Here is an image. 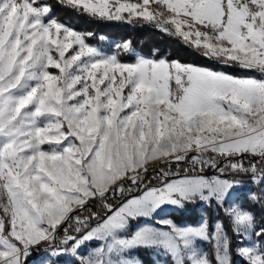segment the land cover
<instances>
[{
    "label": "snow or ice",
    "instance_id": "obj_1",
    "mask_svg": "<svg viewBox=\"0 0 264 264\" xmlns=\"http://www.w3.org/2000/svg\"><path fill=\"white\" fill-rule=\"evenodd\" d=\"M58 2L101 19L154 22L207 59L264 75V0ZM55 6L0 0V264H26L34 248L51 249L52 264L66 256L140 264L138 248H161L173 264H264V219L229 203L246 177L261 189L249 199L264 206V79L165 58L121 62L87 43L92 33L59 21ZM150 162L160 187L126 197ZM182 162L217 174L169 179ZM197 201L223 210L232 235L222 222L209 232L207 219L180 227L159 216ZM97 202L103 216L91 209ZM154 215L161 227L130 231ZM73 220L77 234L64 227L60 239L62 222ZM209 239L211 258L199 247ZM89 242L97 247L85 257Z\"/></svg>",
    "mask_w": 264,
    "mask_h": 264
},
{
    "label": "rangeland",
    "instance_id": "obj_2",
    "mask_svg": "<svg viewBox=\"0 0 264 264\" xmlns=\"http://www.w3.org/2000/svg\"><path fill=\"white\" fill-rule=\"evenodd\" d=\"M58 1V0H56ZM129 2H136V0H129ZM60 5V3H59ZM66 9V13L70 14V15H77V16H85V17H91L94 18V20L92 21H102L104 23L110 24V25H114V26H122V25H130L133 28H140V29H148V30H152V31H156L157 33H160L162 35H166L168 37H174L176 38L179 43L182 44V46L186 49H190L192 51H196L194 47H189L184 41L182 37H179L178 35H171L168 33H165L163 31H161L160 29H158L154 22H148V21H144L142 18L139 20L133 19L131 21L129 20H107V19H101L98 17H92L90 15H86V14H80L79 12L73 11L70 6H64ZM71 12V13H69ZM65 13V14H66ZM127 15V14H125ZM77 31V30H76ZM81 34L87 35L88 33H85V31H78ZM87 43H89L91 46L96 47L97 49L101 50L104 54L106 55H117L118 59L121 62L124 63H135L137 58L143 57V58H147V59H161V58H165L169 61L171 60H176L179 61L181 63L184 64H189V65H193L196 67H201V68H207L213 71H218V72H224L226 74L232 75L234 77L237 78H251V79H257V80H261L264 79V75L262 74H257L256 71H245L239 67L236 66H231L233 67V71L232 72H228L226 70H222L219 68H216L213 63H210L211 61L217 62L218 60H214V59H207L204 57V55L198 51H196L200 56V59H193L190 58L188 56H186L185 54H181L179 57H168L167 55H162L159 57L156 56H148V55H144L141 52H138L136 50H134L132 47H130L129 50H124L121 46L124 42L122 41H116V40H112L106 37H99V42L98 43H90L87 40ZM171 51H169L170 53ZM155 54V53H154ZM130 58H127V57ZM219 65H221V67H228V66H224L220 61ZM50 71L55 72V69H50ZM240 72H243L240 73ZM170 87H175L174 85V81L170 84ZM45 149L49 148V145H45L44 146ZM210 155V154H209ZM187 163H181L180 167L177 168L175 166L172 167L171 172L169 174V179H182L184 178L185 175H189V176H194V175H203L206 178H211L213 176H207L204 174H199V173H194L193 171H190L187 167ZM155 166L158 168L159 167V163L157 162L155 164ZM149 174H148V178L145 181L144 184L140 185L139 188H136V192L132 194V196H139V195H143V193L145 191H147L149 188L152 187H160L161 185V181L158 178V172H154L152 171V167H153V162H150L149 165ZM260 187H258V185L255 184H250V185H245L243 183L240 184L239 186V190L234 194L232 201H230L229 203L235 202V204L237 206H243L244 207V202L245 200H249L251 202H253L251 199H249V196L251 193H257L259 192V194L261 193V189L260 190H256ZM256 191H255V190ZM257 194V195H259ZM110 199H112L110 197ZM119 200V199H118ZM96 204V203H95ZM98 206L96 205L97 209L102 213V215H104V209L102 208L101 204L99 202H97ZM264 207V206H263ZM167 210L163 213H160L159 216H163L164 218L167 219H172L174 221V223H176L178 226L180 227H194L197 226L200 221L202 219H207L209 222V232L213 231L214 225L216 222H222L225 226H228L226 224L229 223L227 217L224 215L223 210L217 208L215 203L212 202H208V201H197L195 203H189L185 206V209H174L172 208V206L167 207ZM92 209V207H91ZM92 211H95L94 209H92ZM69 215H71V213H69ZM83 215H87V213H83ZM101 215V216H102ZM174 215L179 216L180 218H182V220H179V218H175ZM159 216H150V217H143L140 218L137 221H133L132 222V226L130 231H134L137 227H145V226H151V227H161V225L158 223L160 217ZM96 221L93 220L92 221V225L95 226ZM226 223V224H225ZM61 227V231L58 233V237L61 238L62 234H64L63 232V228L67 227L68 230L72 229V231H75L76 228V222L75 220L72 221L71 224H67L66 222H62ZM97 247V244L95 242H89L86 245L82 246V254L87 257L92 251L93 249ZM200 249L207 253V255L211 258L214 255V251L209 250V248H213L214 250V241H212L211 239L207 240V241H201L199 244ZM209 247V248H207ZM35 248L33 249L32 253L30 254V256L27 258V262L26 264H52V261H56L57 257L52 255V251L51 249L47 250L45 253L43 254H39V255H35ZM141 251H145L147 254V258L148 261H143L142 256L139 254ZM132 257H134L135 259H137L138 261H140V264H173L172 259L170 257V255L164 251L161 248H138L132 251L131 253ZM70 262V257H65L63 260L59 261V264H69ZM237 264H239V261H237Z\"/></svg>",
    "mask_w": 264,
    "mask_h": 264
},
{
    "label": "trees",
    "instance_id": "obj_3",
    "mask_svg": "<svg viewBox=\"0 0 264 264\" xmlns=\"http://www.w3.org/2000/svg\"><path fill=\"white\" fill-rule=\"evenodd\" d=\"M65 13H66L65 7L59 5V2L56 1V6L54 7L55 17L58 18L59 21L65 22L74 30L77 31L81 30V31H85V33H92L93 35L88 39V41L92 44L98 43L99 37H106L116 41L118 40L122 42H130L131 47L134 50L148 56L159 57L168 54L167 55L168 57H179L181 54H185L190 58L200 59L199 57L200 55L196 51L194 52L190 49L184 48L182 44L179 43V41L174 37H168L166 35H162L160 33H157L156 31H152L148 29L145 30L140 28H133L130 25L114 26L104 23L102 21H92L94 20V18L91 17H85V16L83 17V16H77L75 14L70 15ZM169 51L171 52L169 53ZM127 58L130 57L128 56ZM210 63L211 64L213 63V65L216 68L226 70L228 72H232L234 70L233 67H221L218 61L214 62L210 60ZM240 73L243 74V72ZM204 173L203 174L207 176H214L217 174V170L208 167ZM237 179H240L241 183L245 185L251 184V182L246 177H237ZM256 190H260V188ZM256 194H259V192H257ZM120 202H121L120 200L115 199L113 201V204L118 205ZM96 205L98 206V204L96 203L91 207L92 209L95 210V212L99 213V215L101 216L102 213L97 209ZM244 207L253 211L258 218L264 219V207L261 206L260 204L251 202L249 200H245ZM174 217L179 218V220H182V218H180L177 215H174ZM226 225H228L226 226V229L229 232V236H231L232 233L230 231V224L228 223ZM68 233L71 235L77 234L76 232L72 231V229L68 230ZM63 236L64 234H62V237L60 239H63ZM47 250L45 248L36 249L35 255L37 256L39 254H43ZM209 250L210 252L214 251L212 247L209 248ZM139 254L142 256L143 261H148L147 254L145 251H141Z\"/></svg>",
    "mask_w": 264,
    "mask_h": 264
},
{
    "label": "built area",
    "instance_id": "obj_4",
    "mask_svg": "<svg viewBox=\"0 0 264 264\" xmlns=\"http://www.w3.org/2000/svg\"><path fill=\"white\" fill-rule=\"evenodd\" d=\"M224 66H225V65H224ZM187 167H188V169H189L190 171H193L194 173H199V174H203V173L205 172V170L208 168V167L206 166V167H204L203 169H200L199 166H197V168H196L195 170H193L192 167L190 166V164H188ZM135 192H136V188H132L131 192H126V193H125V196H126V197H131V195H132L133 193H135ZM121 199H123V198H120L119 200L121 201Z\"/></svg>",
    "mask_w": 264,
    "mask_h": 264
},
{
    "label": "bare ground",
    "instance_id": "obj_5",
    "mask_svg": "<svg viewBox=\"0 0 264 264\" xmlns=\"http://www.w3.org/2000/svg\"><path fill=\"white\" fill-rule=\"evenodd\" d=\"M255 72V71H254ZM257 74H261V73H259V72H256Z\"/></svg>",
    "mask_w": 264,
    "mask_h": 264
}]
</instances>
